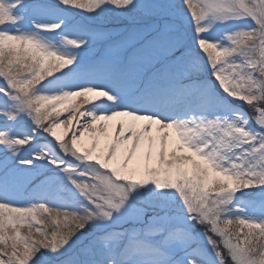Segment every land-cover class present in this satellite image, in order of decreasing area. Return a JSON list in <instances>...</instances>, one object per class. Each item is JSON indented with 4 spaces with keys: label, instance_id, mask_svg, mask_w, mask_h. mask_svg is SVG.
Instances as JSON below:
<instances>
[{
    "label": "snow or ice",
    "instance_id": "1",
    "mask_svg": "<svg viewBox=\"0 0 264 264\" xmlns=\"http://www.w3.org/2000/svg\"><path fill=\"white\" fill-rule=\"evenodd\" d=\"M0 264H264V0H0Z\"/></svg>",
    "mask_w": 264,
    "mask_h": 264
},
{
    "label": "rangeland",
    "instance_id": "2",
    "mask_svg": "<svg viewBox=\"0 0 264 264\" xmlns=\"http://www.w3.org/2000/svg\"><path fill=\"white\" fill-rule=\"evenodd\" d=\"M58 131H62V130H58Z\"/></svg>",
    "mask_w": 264,
    "mask_h": 264
}]
</instances>
